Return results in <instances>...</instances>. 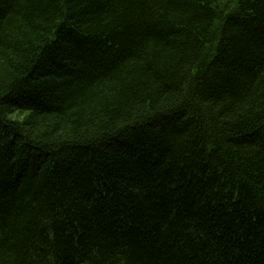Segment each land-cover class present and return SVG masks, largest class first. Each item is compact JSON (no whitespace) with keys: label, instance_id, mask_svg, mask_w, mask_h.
Segmentation results:
<instances>
[{"label":"trees","instance_id":"obj_1","mask_svg":"<svg viewBox=\"0 0 264 264\" xmlns=\"http://www.w3.org/2000/svg\"><path fill=\"white\" fill-rule=\"evenodd\" d=\"M0 264H264V0H0Z\"/></svg>","mask_w":264,"mask_h":264}]
</instances>
